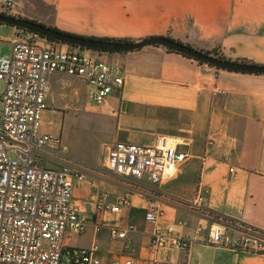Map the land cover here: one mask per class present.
Listing matches in <instances>:
<instances>
[{"label":"crops","instance_id":"obj_1","mask_svg":"<svg viewBox=\"0 0 264 264\" xmlns=\"http://www.w3.org/2000/svg\"><path fill=\"white\" fill-rule=\"evenodd\" d=\"M17 1L18 13L17 8L4 13L69 33L129 41L165 36L203 51L216 48L232 60L264 64V0ZM84 50L121 64L125 83L95 105L84 80L64 74L50 78L40 132L60 136L65 154L88 169L75 188L76 203L92 214L97 190H105L112 202L129 195L120 219L135 226L129 237L143 257L153 228L146 220L152 203L164 209L158 221L163 228L175 220L187 222L176 235H189L191 246H159L160 264H264L262 252L205 241L212 224L208 212L264 230V74L217 68L160 44L127 52ZM158 136L187 144L189 158L173 178L132 189L100 172L116 141L150 144ZM198 190L207 196L199 209L189 208L184 202L195 199ZM200 226L202 237L196 231ZM69 243H97L105 256L122 250L108 227L97 230L92 221Z\"/></svg>","mask_w":264,"mask_h":264},{"label":"built area","instance_id":"obj_2","mask_svg":"<svg viewBox=\"0 0 264 264\" xmlns=\"http://www.w3.org/2000/svg\"><path fill=\"white\" fill-rule=\"evenodd\" d=\"M17 6V0H0L2 13L13 12ZM14 29L12 38L0 37V43L11 44L10 52L0 55V263L160 264L155 256L159 246L171 242L181 250L188 249L191 237L176 235V229L188 223L175 220L163 228L158 221L164 209L152 203L146 213V220L153 224L146 245L148 256L139 255L129 237L135 226L120 219L131 203L129 195L112 202L105 190H97L96 211L90 214L82 209L74 191L88 169L65 154L60 136L40 132L51 76L64 74L84 80L91 103L100 105L124 86V67L91 56L80 47ZM186 145L171 136H158L150 144L116 141L108 147L100 172L132 189L146 183L160 186L189 158ZM206 196V190H198L195 199L184 203L199 209ZM208 214L212 224L207 243L264 252L263 229ZM91 221L97 230L108 227L110 239L122 244L119 255L105 256L97 243L89 247L69 243ZM203 230L197 228L198 236H203Z\"/></svg>","mask_w":264,"mask_h":264},{"label":"water","instance_id":"obj_3","mask_svg":"<svg viewBox=\"0 0 264 264\" xmlns=\"http://www.w3.org/2000/svg\"><path fill=\"white\" fill-rule=\"evenodd\" d=\"M0 23L26 29L43 37L52 38L58 42L88 50L132 51L146 45L160 44L217 68L264 74V64L220 58L165 36H148L136 41L86 37L2 12H0Z\"/></svg>","mask_w":264,"mask_h":264},{"label":"rangeland","instance_id":"obj_4","mask_svg":"<svg viewBox=\"0 0 264 264\" xmlns=\"http://www.w3.org/2000/svg\"><path fill=\"white\" fill-rule=\"evenodd\" d=\"M21 8V5H18L17 6V13L19 12ZM21 17V16H20ZM186 21V20H185ZM15 27H12L10 25H6V24H0V37L2 38H12L13 37V33L16 32V29H14ZM17 28V27H16ZM40 35V34H39ZM41 36V35H40ZM46 38V37H45ZM57 42V41H55ZM11 50V44L9 43H0V55L1 54H6V53H9ZM219 52V50H218ZM214 56H217V57H220L222 58L221 56H224L222 53L219 52V55H215V54H212ZM225 57V56H224ZM224 59H229L227 57H225ZM232 60V59H231ZM238 61H246V62H254L252 60H247V59H237ZM2 88H3V83L0 82V93L2 92ZM0 108H1V101H0ZM86 239V238H85ZM83 239V240H85ZM0 264H8V263H0Z\"/></svg>","mask_w":264,"mask_h":264},{"label":"trees","instance_id":"obj_5","mask_svg":"<svg viewBox=\"0 0 264 264\" xmlns=\"http://www.w3.org/2000/svg\"><path fill=\"white\" fill-rule=\"evenodd\" d=\"M0 24H2V23H0ZM56 29V28H55ZM42 36V35H41ZM43 37V36H42ZM49 40H51V41H56V40H54V39H52V38H48ZM58 42V41H57ZM168 48V47H167ZM82 49H84V48H82ZM169 50H172V51H174L173 49H171V48H168ZM96 51H105V52H127V51H108V50H96ZM205 52H207V53H210V54H215V55H219V52H218V50L216 49V48H214L213 50H211V51H205ZM181 53V52H180ZM182 54H184V53H182ZM184 55H186V54H184ZM187 56H189V55H187ZM189 57H191V56H189ZM222 58H225L224 56H221ZM193 58V57H192ZM200 61V60H199ZM201 63H204V62H202V61H200ZM210 65V64H209ZM237 72H242V71H237ZM262 253H264V252H262Z\"/></svg>","mask_w":264,"mask_h":264}]
</instances>
